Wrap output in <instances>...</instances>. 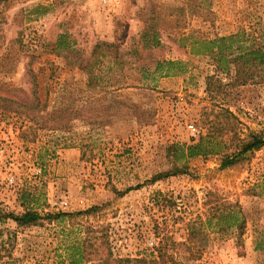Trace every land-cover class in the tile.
Wrapping results in <instances>:
<instances>
[{
  "label": "rangeland",
  "instance_id": "rangeland-1",
  "mask_svg": "<svg viewBox=\"0 0 264 264\" xmlns=\"http://www.w3.org/2000/svg\"><path fill=\"white\" fill-rule=\"evenodd\" d=\"M242 30L264 46V0H0V95L42 107L32 122L0 109V207L22 212L23 190L39 213L101 206L82 222L106 228L115 257L264 264V146L220 168L239 138L264 139V83L210 95L207 77L229 84L235 73L193 54L198 38ZM221 109L237 119L221 154L168 155L226 125ZM40 116L46 130L35 128ZM185 163L187 173L152 181ZM76 237L67 222L0 221V264H70L64 248Z\"/></svg>",
  "mask_w": 264,
  "mask_h": 264
},
{
  "label": "trees",
  "instance_id": "trees-1",
  "mask_svg": "<svg viewBox=\"0 0 264 264\" xmlns=\"http://www.w3.org/2000/svg\"><path fill=\"white\" fill-rule=\"evenodd\" d=\"M64 38V34L59 36L56 42L58 48L67 45ZM159 44L160 42L158 40H153V46ZM194 45L197 46L198 49L193 52V54L211 56L216 63L217 73L223 75H232V73H235V76L230 78L231 82L229 84H222V80L218 79L216 76L207 77V79L210 80V82H208L210 95L216 94L221 87L264 83L262 75L264 73V46L253 34L242 30L235 34L213 39L198 38L194 40ZM161 64L178 68V72H176L178 74L183 71V64L181 61L165 60ZM216 82L220 84L217 86L215 84ZM0 109L3 112L9 111L26 114L28 122H32V120H36L35 117L38 115V112H41L42 107L38 99L36 102H28L16 96L8 97L0 95ZM219 114L228 122L226 125L221 127L211 126L207 134L201 135L190 144L170 146L168 148V155L173 156L175 160L178 161L181 158L189 159L221 154L224 147L226 148V141L223 136L226 135L225 133L228 132L227 130L231 125L233 129L235 125L234 121L237 119L230 110L221 109ZM40 118L44 121V124L36 125L35 128L46 130L48 119L44 116H40ZM27 129L34 130L30 127H27ZM27 134V130H22V136H26ZM248 137H250L248 140L246 138L238 139L240 143L236 146L237 150L235 152L223 154L220 166L221 169H227L237 164L242 155L254 150H259L264 146V139L259 135L250 134ZM187 171L188 167L185 163L182 167L175 166L169 172L154 177L152 181L178 173L185 174ZM19 199L20 206L23 208L22 212H9L0 207V221L11 219L19 227L39 226L42 225L44 221L52 223L67 222L71 224L74 230L77 229L78 232H81L82 238L76 237V241L73 243L70 242L71 244H68V246L64 248L66 259L70 264H88L94 261L97 262V264H159L160 258L164 257L161 251L156 255L152 253L150 259L145 256L135 259L115 257L109 247L106 228L101 224L96 225L90 222H82L83 218L94 217L102 210L101 206H94L90 209L75 213L62 211L39 213L34 208V194L23 190L20 193ZM236 223H238L237 225H239V228H242L245 225V218L237 220ZM193 231L194 230H192V232ZM65 232L66 229L62 231L63 234H65ZM261 247L262 244H260L257 249Z\"/></svg>",
  "mask_w": 264,
  "mask_h": 264
},
{
  "label": "built area",
  "instance_id": "built-area-1",
  "mask_svg": "<svg viewBox=\"0 0 264 264\" xmlns=\"http://www.w3.org/2000/svg\"><path fill=\"white\" fill-rule=\"evenodd\" d=\"M98 1H99L100 3H102V4H104V5H107V4H109V2H110L111 0H98ZM188 127H189V130L191 131L192 136H193L194 138H198V132H197L195 126H194V125H189ZM9 182H10V184H12V183H13V178H10V179H9Z\"/></svg>",
  "mask_w": 264,
  "mask_h": 264
}]
</instances>
